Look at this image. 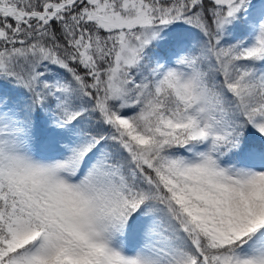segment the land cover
Instances as JSON below:
<instances>
[{"label": "snow or ice", "instance_id": "obj_1", "mask_svg": "<svg viewBox=\"0 0 264 264\" xmlns=\"http://www.w3.org/2000/svg\"><path fill=\"white\" fill-rule=\"evenodd\" d=\"M0 264H264V0H0Z\"/></svg>", "mask_w": 264, "mask_h": 264}]
</instances>
